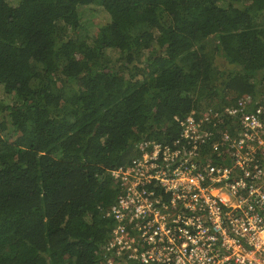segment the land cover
<instances>
[{"label": "trees", "instance_id": "trees-1", "mask_svg": "<svg viewBox=\"0 0 264 264\" xmlns=\"http://www.w3.org/2000/svg\"><path fill=\"white\" fill-rule=\"evenodd\" d=\"M80 7L108 14L97 37ZM0 87V264H100L113 171L177 118L262 104L264 0H0Z\"/></svg>", "mask_w": 264, "mask_h": 264}, {"label": "built area", "instance_id": "built-area-1", "mask_svg": "<svg viewBox=\"0 0 264 264\" xmlns=\"http://www.w3.org/2000/svg\"><path fill=\"white\" fill-rule=\"evenodd\" d=\"M253 102L177 118L172 145L149 143L111 173L120 192L100 264H264V100ZM225 115L233 127L218 133Z\"/></svg>", "mask_w": 264, "mask_h": 264}, {"label": "rangeland", "instance_id": "rangeland-1", "mask_svg": "<svg viewBox=\"0 0 264 264\" xmlns=\"http://www.w3.org/2000/svg\"><path fill=\"white\" fill-rule=\"evenodd\" d=\"M14 1V0H9ZM80 16V23L82 25L81 36L97 37L100 34L101 27H103L107 22H109V16L100 8L95 9H85L79 8L78 10ZM58 26L61 27L62 23L59 22ZM227 66V64L224 63ZM226 69V67H225ZM232 69L231 66L227 70ZM15 100L13 97H8L5 94L4 88L0 87V115L1 109L4 104H8L9 101Z\"/></svg>", "mask_w": 264, "mask_h": 264}]
</instances>
